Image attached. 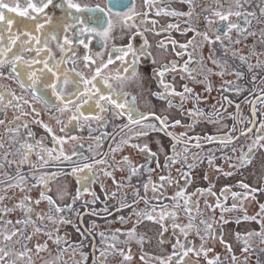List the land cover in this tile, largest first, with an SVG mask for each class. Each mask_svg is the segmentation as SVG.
Wrapping results in <instances>:
<instances>
[{
    "label": "flooded vegetation",
    "instance_id": "flooded-vegetation-1",
    "mask_svg": "<svg viewBox=\"0 0 264 264\" xmlns=\"http://www.w3.org/2000/svg\"><path fill=\"white\" fill-rule=\"evenodd\" d=\"M4 2L14 6L16 0ZM72 2L80 5L79 11L69 9L67 0H53L39 13L29 9L30 16L2 10L14 22L9 28L6 22L0 21V94L4 97L0 103V121H3L0 123V247L11 249L8 256L0 253L3 256L0 264H11L13 260L16 264H39L37 258L43 252H48V257H56L55 264L118 263L115 257L122 251L121 243L131 242L130 236L121 239L119 232L138 227L149 214L154 217L151 220L161 226L158 238L170 243L171 259L164 254L161 256L168 264H184L180 257L188 248L192 251L184 261L219 264L221 253L217 254L214 246L207 249L214 237L222 240L227 225L256 222L258 227L259 221H264V210L260 207L264 205V175L256 181L244 175V169L247 172L258 156L264 167V140L257 142L256 139L264 136V37L261 36L264 0H238V3L237 0H193L191 6L181 0H149L147 5L145 0ZM133 2L135 14L129 13L132 20L125 21L116 15L128 13ZM20 3L21 8L26 7L23 0ZM34 3L41 6L40 0H34ZM158 9L164 11L157 15ZM172 10L191 12V15H168ZM229 11L240 15H230L226 21L214 15ZM245 17L250 23H245ZM230 23L237 24L238 28L229 29ZM37 25H41L39 31ZM106 28H109L107 35L104 33ZM226 32L228 35L224 34ZM145 40L148 42L147 54L140 55ZM129 43L136 53L135 58L133 52L128 51ZM161 43L163 46H158ZM214 49H218L219 54L213 57ZM17 56L21 59L16 60ZM241 56L246 59L242 61ZM109 58L112 63H108ZM211 58L218 60L226 70L217 78L210 67ZM259 60L263 62L259 63ZM13 64L16 72L12 70ZM129 65L135 68V76L129 75L132 67L128 73L124 72ZM98 67L99 75L96 74ZM32 73L40 78L35 91L29 86L28 77ZM93 76H96L95 80H92ZM209 77H214L211 85L210 82L206 84ZM66 78L68 83H65ZM83 79L92 84L86 86ZM42 81L56 84L58 92L63 89V103L53 95L51 87H44ZM104 81L112 87L108 88ZM137 82L143 83L142 89L135 86ZM21 83L25 87L22 88ZM185 86L192 91L185 92ZM208 86L213 88L209 91ZM204 92L206 104L212 103L209 93H217L219 107L209 111L202 120L200 115L190 113H196L197 108L205 113L204 103L199 99ZM102 95H110L120 103L126 99L128 105L118 109L107 99L101 100ZM128 106L134 109L133 118L139 123L129 120ZM184 106L190 107L184 113L188 115L185 130L180 129L183 121L175 111L177 108L185 110ZM138 113H154L155 116L147 115L146 120H140ZM223 115L234 123L235 132L231 135L227 134V127L219 132L212 129L215 135H209L205 128L200 130V126L218 122ZM155 117L166 118V124H161ZM176 120L180 124L173 126ZM150 124L156 125L158 137H164L165 142L156 139V144L152 142L153 129L146 128ZM161 128L178 137L180 142L160 131ZM145 130L148 131L147 141L143 140L145 136L140 138L138 135V131ZM200 131L205 132L206 137L195 140L191 134ZM70 134L77 139L69 147L65 142ZM53 137H56L55 141ZM228 137L232 138L231 142H227ZM145 144L148 151L132 147L139 145L142 148ZM28 145H31L30 149ZM179 146L183 148L180 152ZM250 146V161L242 163L241 153H247ZM189 154L196 157L191 168L188 167L192 164L187 158ZM25 156L27 162L21 163ZM66 156L69 159H65ZM166 156L177 162H166ZM224 156L233 158V170L240 169L243 173L236 185L225 179L214 182L216 177L206 182L196 179L195 174L201 166L210 167V157L213 162ZM124 157H128L127 163ZM212 166L216 168L217 164ZM74 168L81 171L73 172ZM116 170L117 173L121 170L124 175H116ZM216 173L221 174L219 178H224L222 175L231 171L220 169ZM67 176L72 180L73 188L69 195L63 196L61 189L67 185ZM161 176L165 179L161 180ZM258 182L262 184L258 185ZM240 184L249 187L243 188ZM181 189L183 196H176ZM252 189L257 190L253 192ZM78 191L79 198L74 199ZM42 192L54 203L41 199ZM200 193L206 196L202 197V203L207 204L208 210L205 205L200 207L195 198ZM185 200L190 201L189 208L197 206L196 212L185 210ZM210 200L230 206L233 212H226L221 206L216 211L220 216L228 217L217 219L201 234L197 212L201 209L210 211ZM66 205L71 208L65 209ZM250 205L255 210H251ZM57 207L65 211L57 212ZM88 216L91 224H88ZM245 216L250 219H244ZM61 217L70 223H61ZM227 222L233 224L225 225ZM163 225L165 229H162ZM84 230L90 246L85 260L81 255L82 243H87L83 238ZM250 233L259 231L255 228ZM58 236L61 238L59 244L56 243ZM195 237L201 238L195 241ZM259 239L260 235L251 236L250 243L243 241L240 244L243 249L251 246L255 250L252 264H264V246H259ZM228 244L233 246L231 241ZM37 245L41 246L40 250ZM123 250L120 261L128 264L129 259L125 257L136 253ZM73 251L75 257L71 256ZM231 254L224 257L229 263H238L236 259H230ZM140 260L138 264H159L150 256Z\"/></svg>",
    "mask_w": 264,
    "mask_h": 264
},
{
    "label": "rangeland",
    "instance_id": "rangeland-1",
    "mask_svg": "<svg viewBox=\"0 0 264 264\" xmlns=\"http://www.w3.org/2000/svg\"><path fill=\"white\" fill-rule=\"evenodd\" d=\"M212 52L214 54H212V56H216L219 54L218 49H214L212 50ZM213 61H217L218 63H213ZM210 62L212 63V65H210L211 69L215 70L214 76L215 78H217L218 75H221L219 73H224L226 70L224 67L221 66V63L216 60L215 58H211ZM263 61L259 60V63H262ZM214 81V77H209L207 79V82H210L209 85H211V83H213ZM139 82V81H138ZM136 83L135 86L142 89L143 88V83ZM213 88V87H212ZM211 88V89H212ZM134 92H136L135 90H133ZM139 97H141L142 95L138 94ZM203 96H205V92L202 93V96H200V100L204 103L203 107L205 110V113H203L200 109L197 108V110H200L203 114L199 116V118H204V116H207V113L212 112L216 107H219L218 102H219V96L217 95V93H213L210 92L209 96H211V104H206V100L205 98H203ZM195 108V106H193ZM192 107V108H193ZM188 106H184L185 110H182V108H177L175 109L176 111V116L180 117V120L183 121L181 124L180 129L185 130L186 127V121L188 118V115H185L184 113L188 112ZM197 110L195 112H197ZM194 113V111H193ZM177 118V117H176ZM218 122H211L208 123V125H203L202 127L200 126V130L205 128L207 129V132L209 133V135H215L216 133L213 131H224L226 129L227 134L231 135L232 133L235 132V127H234V123L232 121V119H228L225 115L222 116L221 119L217 120ZM208 127V128H207ZM147 128V127H146ZM213 129V130H212ZM140 131H138L139 133ZM159 133H157L156 130H153V133L150 134V136L153 138V143L156 144V140H160L162 142H165L166 139L164 137H158ZM192 137H196L195 140H199L201 139L202 136L206 137L205 132H197V134H191ZM142 136H140L141 138ZM77 139V137H73V135H69L68 139L66 140L65 144L67 146L70 147V145L72 143L75 142V140ZM145 141L149 140L148 136H145L144 139ZM179 151H182V147H178ZM211 149H213V147H211ZM185 150V148H184ZM190 155V154H189ZM188 159H190L189 162H192V164L194 163L193 160V156L190 155V157H187ZM260 157H256L255 162L252 166H250L247 169H244V175L247 176V178H249L250 180H260V178L263 177L264 175V167H262V162L259 159ZM215 163L217 164V167L214 168L212 166V164ZM234 159L228 156H224L223 159L219 158L218 160L213 161L209 166H204L200 167L199 172L195 174L196 179H200V182H206L210 179H214V177H216V179L214 180V182H220L221 180L225 179V181H230L232 182L234 185H236V182L238 181V179L242 176L241 175V170H233V164H234ZM179 167L181 168V165L179 164ZM205 168V175L203 174ZM220 169L224 170V171H231L230 175H222L224 178L219 176L221 174H218L216 172H218ZM180 170V169H179ZM179 172V171H178ZM243 174V173H242ZM116 175H124V172H122L121 170L118 171L116 170ZM207 177V178H205ZM67 180V185L65 187H63L61 189V193L62 195H69L72 192V188H73V182L72 180L67 176L66 177ZM258 185H261L262 183L258 182ZM125 186V185H124ZM200 197V198H199ZM198 196H195L196 200L200 202L199 206L203 207L205 205V207L207 208V210L209 209L206 203H202L203 202V198L205 197L202 193L199 194ZM212 199V198H211ZM213 200V199H212ZM210 200V202L212 203V206L210 207V211H205L203 209H201V212H197L198 214V219L201 220V227L198 228V231L202 234L204 231L203 229H206L207 225H212L213 222H215L217 219H220L222 217L227 218L228 216H220V212L216 211L219 208L224 209L226 212H233L231 211V207L230 206H226L223 203L220 204L218 200L216 201H212ZM219 205V206H218ZM250 209L251 210H255L253 206L250 205ZM197 210V206L195 205L193 208H189V212H196ZM217 216H216V215ZM121 220V219H120ZM83 222L86 223L85 218L83 219ZM130 222H132V220H130ZM154 220H150V219H146L145 221H143V223L141 225H139L138 227H132L131 230H125V229H121V231L119 232L121 234V239H126L127 237L130 236L131 238V242L130 243H121V248L122 251H119V253L117 254V256L115 257L116 260H119V262H113L112 264H122L120 259L122 258V255L124 254V250L123 249H127V250H131L133 252H135L136 254L134 256L131 257V259L128 260V264H138V262H141L140 258H142L143 256L147 257H153L156 259V261H159V264H168L165 260L162 259V255L164 254L167 258L171 257L170 252H168L169 248H170V243L165 241V240H160L157 236L158 231L161 229V226L157 225L154 223ZM88 224H91V220L88 216ZM116 224V223H115ZM226 224H233L232 222H227ZM125 225V224H124ZM166 227L163 225L162 229H165ZM257 228L259 233H264V221L260 220L258 223V227L256 226V222H252V223H248L245 224L243 222H241L238 225H227L226 228L224 229L222 236L223 239H218L217 237L214 239H212L211 245L209 248H213V246L215 247L214 250L217 251V254L221 253V261L219 262V264H252V256H253V251H255L251 246L250 248L247 249V251H244L243 248H241L240 244H242L243 241L250 243V237L248 235V233H250L253 229ZM208 230V229H207ZM68 231V228L65 230ZM132 232V235H129V233ZM136 232V233H134ZM87 233L85 230L83 231V238L84 240H87L86 242L82 243V249H83V256L82 259L85 260L84 257H86L87 259V255L90 252V246L88 245V240L89 237H86ZM134 234L136 236L139 237L138 238L136 236H134ZM201 237H199L198 239H196L195 237V241L199 240ZM118 240V239H117ZM228 241H231L233 246H230L228 244ZM205 244L206 241L204 240V242H202L203 247L205 248ZM259 246H264V235H260V239H259ZM219 249L222 250V252L219 251ZM231 249V250H229ZM76 250V249H75ZM232 251V254H231ZM264 251V250H263ZM261 251V252H263ZM99 253H103V251H99ZM229 253L231 254L230 259H233V257H235V259L237 260L238 263H234L233 261L231 263L228 262V260L224 257V256H228ZM48 252H43L40 253L38 255V260L40 261L39 264H55L54 260H56L57 258L52 256V257H48ZM203 254V253H202ZM72 257H75V251H73L71 253ZM195 257H197L200 261L203 259H200L199 256L195 255ZM155 262V261H154ZM204 262V261H203ZM143 263V262H142ZM145 264V263H143Z\"/></svg>",
    "mask_w": 264,
    "mask_h": 264
},
{
    "label": "snow or ice",
    "instance_id": "snow-or-ice-1",
    "mask_svg": "<svg viewBox=\"0 0 264 264\" xmlns=\"http://www.w3.org/2000/svg\"><path fill=\"white\" fill-rule=\"evenodd\" d=\"M181 2H183V3H187V4H189V5L191 6L193 0H181ZM23 3L26 5V7L21 8L20 0H16L14 6H13V5H10V4H8V3H5L4 0H0V21L6 22V24L9 26V28H11V25H12L13 22H14V21H13V18H12V17H9V16H6L5 13H4V11H2L3 9H7L8 12H15V13H17V15H19V16H30L29 9H31L33 12H37V13L42 12V11L44 10V8H47L49 4H52V3H53V0H40V5H41V6H37V4L34 3V0H23ZM148 3H149V0H145V4L147 5ZM237 3H238V0H237ZM67 4H68V8H69V9L75 8L77 11L80 10V5H79V4H75V3H73L72 0H67ZM61 6H62V5H56V7H61ZM97 7H99V6H97ZM100 10L103 11V9H100ZM134 10H135V4H134V2H133L132 7L128 9V13H123V14H121V13H117L116 15H117V16H122V18H123L125 21H130V20H132V15H129V13L135 14V11H134ZM110 11H111V10L109 9V13H110ZM161 11H164V9H158V10H157V15H159ZM167 14H168V15H173V16H177V15H191V12L183 13V12H177V11H175V10H172L171 12H168ZM144 15L147 16V13H145ZM214 15L219 16V18H220L222 21H226V20L228 19V16H230V15H236V16H239L240 13H239V12H232V11H229L227 14H221L220 12H215ZM261 15H264V9H261ZM209 23H211V22H209ZM245 23H250V21L247 19V17H245ZM111 26H112V25H111V22H109V28H111ZM168 27L171 28V27H174V25H168ZM40 28H41V25H37V31H39ZM109 28H106V29L104 30L105 35H107V33H108V31H109ZM228 28H229V29H232V28H238V25H237V24H234V23H230V24L228 25ZM27 34H28V33H25V35H27ZM224 34H225V35H228L227 32L224 33ZM250 34L254 35V33H250ZM261 36L264 37V31H261ZM54 38H55V37H54ZM204 38L207 40V39H208L207 35H205ZM219 39H220V37L217 36V40H219ZM13 42H14V41H13ZM66 43H67V40H66ZM173 43H175V41H173ZM189 43H191V41H190ZM236 43H239V41L237 40ZM147 46H148V42H147V40H145V41H144V44H143V45L141 46V48H140V55H146V54H147V53L145 52V49L147 48ZM158 46L162 47L163 44L161 43V44L158 45ZM181 47H185V46H184V45H181ZM116 51L119 52V51H121V49H116ZM128 51L133 52V56H134V58L136 57V53H135V51L132 49V45H131V43H129V45H128ZM125 54H126V53H125ZM15 59H16V60H20L21 58H20L19 56H17V57H15ZM85 59L87 60L88 57H85ZM240 59L243 61V60L246 59V57L241 56ZM135 62H136V60L134 59V60H133V64H135ZM108 63H112L111 58H109ZM186 63H187V62H186ZM213 63H218V62H217V61H213ZM103 66H104V67H107L106 64H104ZM258 66H259V65H258ZM46 67H47V64H46ZM129 67H132V65H129L128 67H126V68L124 69V72H125V73H128V69H129ZM173 67H174V66H173ZM249 67L251 68V65H250ZM12 70H13L14 72H16V65H15V64H13V69H12ZM49 71H51V69H49ZM96 74H97V75L100 74V68H99V67L96 69ZM160 74L163 75L162 72H161ZM219 74L222 75L223 73H219ZM77 75H80V74L78 73ZM129 75H130V76H135V75H136V70H135L134 67H132V71H131V73H129ZM237 75H239V74H237ZM125 78H127V77H125ZM17 79H19V74H17ZM28 79H29V81H30V85H29V86L32 87L33 90L35 91V85H36L37 82L40 80V78L37 77L35 73H32L31 75H29ZM95 79H96V76H93V77H92V80H95ZM42 82H43V84H44V87H46V88H47V87H51L52 92H53V95L56 96V98H57L58 101H60L61 103H63V89H60V91L58 92V91H57V85H56V84H50V83H48L47 81H42ZM65 83H68L67 78L65 79ZM74 83H75V82H74ZM83 83L87 86V85H89V84H92V81H90V80H88V79H83ZM104 83L106 84V86H107L108 88H111V87H112V85L109 84L107 81H104ZM92 86L95 87L94 84H93ZM21 87L23 88V87H25V85H24L23 83H21ZM208 90H209V91L211 90L210 86H208ZM184 91L190 93V92L192 91V89H190V88H188L187 86H185ZM173 94H176V93L173 92ZM126 95H127V94H124V96H126ZM179 95H181V97L183 98V94H182V93L179 94ZM161 98H163V97H161ZM3 99H4L3 95L0 94V103L3 102ZM100 99H101V100H105V99H107L109 103L114 104L115 107L118 108V109H123V108H125L126 105H128V101H127L126 99H124V102H123V103H120V102H118V101H116V100H113V99L111 98L110 95H109L108 97H105V96L102 95V96L100 97ZM134 101H135V97H133V102H134ZM169 106H171V101H169ZM65 107H67V105H65ZM97 107H100V108H101V111H104L103 107H102L99 103H97ZM77 111H79V107L77 108ZM133 111H134V109H133L131 106H128V118H129V120H130L132 123H139L138 120H135V119L133 118V115H132ZM120 114H122V113H120ZM192 114L202 115L203 113H202L200 110H197L196 113H190V115H192ZM138 115H139V117H140V120H146V119H147V115L155 116L154 113H149V114H147V115L142 114V113H138ZM253 115H255V108H253ZM73 118H75V117H73ZM155 119L160 120L161 124H166V118H164V117H155ZM58 122H59V121H58ZM0 123H3V121H0ZM179 124H180V121H179V120H176V121L174 122L173 126H175V125H179ZM25 126H26V125H25ZM262 126H264V125H262ZM44 127L47 129L48 132H51V129L48 128L47 125H44ZM146 127H147V128H151V129H153V130H157V129H156V125H154V124L146 125ZM189 127H191V126H189ZM159 130H160V131H165V129H163V128H161V129H159ZM249 131H250V129H249ZM258 131H259V130H258ZM165 134L168 135V136H170V137H172V139H173L174 141L180 142V141H179V138L173 136V134H172L171 132H167V131H165ZM29 135H31V133H29ZM138 135H140V136H147V135H148V131H146V130H145V131H141V132L138 133ZM181 135H184V134L181 133ZM53 139H54V141H55V140H56V137H53ZM207 139L211 140V139H214V138H213V137H208ZM231 139H232L231 137H228L227 142H231ZM256 139H257V142H258L259 140H264V136H258ZM57 142H59V141H57ZM125 143H126V141H125ZM196 146L199 147V144H197ZM0 147H2V145H0ZM132 147H134V148H139L141 151H148V150H149V149H148V145H146V144H145L142 148H141L139 145H132ZM28 148L30 149V148H31V145H28ZM115 150H117V149H114V151H115ZM173 151H175V144L173 145ZM187 151H188V149L185 148V152H187ZM233 151H235V148H233ZM251 152H252V148H251V146H250V147H249V150H248L247 153H244V152L241 153L240 159H241V162H242V163H245V162H249V161H250V153H251ZM153 155H154V154H153ZM65 159H69V157L66 156ZM165 159H166V162L169 161V160H171L172 163H176V162H177V161H176L175 159H173L172 157H168V156H166ZM185 159H187V158L185 157ZM195 159H196V157L193 156V160H194V161H195ZM124 161L127 163V162H128V157H124ZM26 162H27V159H26V156H25V159L22 160L21 163H26ZM98 163H103V161H98ZM209 163H210V164L212 163V158H211V157L209 158ZM85 167H89V166H88V165H85ZM188 167H189V168L194 167V164H190V165H188ZM77 171H81V169H75V168L73 169V172H77ZM133 173H135V169H133ZM105 174H106V175H111V173H105ZM230 174H231V173H227V175H230ZM205 178H207V177H205ZM21 179H23V178L21 177ZM160 179H161V180H164L165 177L161 176ZM169 182H171V181L169 180ZM186 182H187V181H186ZM239 186H240V187H243V188H248V187H249L247 184H240ZM145 187H147V185H146ZM154 190H155V188H154ZM256 190H257V189H252L253 192H255ZM198 191H199V190H198ZM40 196H41V199H46V200H48L49 204L54 203L53 200H52V198H51L50 196H45L43 192L40 194ZM176 196H183V189H181L180 191H178V192L176 193ZM233 196L235 197L236 194L233 193ZM76 198H79V191L77 192V196H76L74 199H76ZM25 199H28V198L25 197ZM173 199H175V197H173ZM37 203H39V201H37ZM189 204H190V201H189V200H185V201H184L185 210H189V207H188ZM218 206H219V205H218ZM260 207H261L262 210H264V205H261ZM70 208H71V205H66V206H65V209H70ZM65 209H62V208L57 207V208H56V211H57V212H62V211H65ZM29 211H30V209H29ZM49 219H51V217H49ZM121 219H123V218H121ZM147 219H150V220H151V219H154V217L151 216V215L149 214V215L147 216ZM244 219L247 220V219H250V218L247 217V216H245ZM251 219H255V217H252ZM18 223H19V221H18ZM61 223L68 224V223H70V221L67 220V219H65V218H63V217H61ZM174 227H175V225H174ZM188 227H191V225H189ZM210 228H211V225H207V226H206V230H207V229H210ZM38 231H39V229H38ZM181 231L183 232L184 229L182 228ZM14 234H15V233H13V235H14ZM132 234H133L132 232L129 233V235H132ZM248 235L251 237V236H255V235H264V233H248ZM101 236H103V233H101ZM5 239H6V240H10L11 237H5ZM60 239H61V238L58 236L57 239H56V243H57V244H59ZM112 239H113V240H116V237L113 236ZM113 246H114V245H113ZM174 247H175V246H174ZM183 247H184V246L181 245V248H183ZM37 249L40 250V249H41V246H40V245H37ZM229 250H231V249H229ZM244 250L247 251V249H244ZM190 251H192V249H191V248H188V249L184 252V255L180 257V260L183 261L184 264H190V262H188V261H184V257H186L187 254H188V252H190ZM0 253H3V256H8V255L11 253V249H10V248H7V249H6L5 247H0ZM81 255L83 256V253H81ZM101 255H104V253H101ZM174 255H175V253H174ZM3 256H0V259H3ZM84 258L86 259V257H84ZM125 259H131V257L126 256ZM169 259H171V257H169ZM233 259H235V257H233ZM11 264H16V261L13 260V261L11 262ZM94 264H95V262H94ZM209 264H213V261H209Z\"/></svg>",
    "mask_w": 264,
    "mask_h": 264
}]
</instances>
